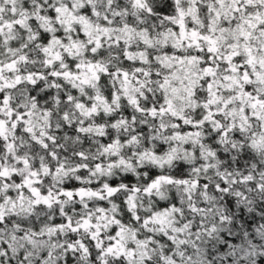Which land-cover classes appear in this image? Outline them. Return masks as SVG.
Wrapping results in <instances>:
<instances>
[{"label": "clouds", "instance_id": "obj_1", "mask_svg": "<svg viewBox=\"0 0 264 264\" xmlns=\"http://www.w3.org/2000/svg\"><path fill=\"white\" fill-rule=\"evenodd\" d=\"M0 94V264H264V0H0Z\"/></svg>", "mask_w": 264, "mask_h": 264}, {"label": "snow or ice", "instance_id": "obj_2", "mask_svg": "<svg viewBox=\"0 0 264 264\" xmlns=\"http://www.w3.org/2000/svg\"><path fill=\"white\" fill-rule=\"evenodd\" d=\"M170 7V5H169ZM19 23V22H17ZM42 38L46 41L47 40V36L46 35H43ZM208 51L211 53L213 51H215L214 48H209ZM229 60V62H231V58H227ZM237 59H239V54H237ZM209 69L206 68L205 71H208ZM245 78L247 79V72H245ZM209 87H211V85H209ZM0 99H4V97L2 96V94H0ZM13 179H16L17 182H18V177H13ZM33 191H35V189H33ZM9 195H11V193H9ZM68 195H71V193H68ZM5 223H8L10 224L11 223V220L10 219H7V218H4L3 220V223H0V228H2L4 226ZM58 223H62V222H58ZM111 250V249H110ZM118 264H122V262H118Z\"/></svg>", "mask_w": 264, "mask_h": 264}]
</instances>
